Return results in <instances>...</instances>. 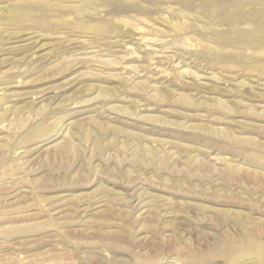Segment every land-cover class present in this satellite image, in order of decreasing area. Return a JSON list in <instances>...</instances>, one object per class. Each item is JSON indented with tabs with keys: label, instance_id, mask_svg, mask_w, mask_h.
Wrapping results in <instances>:
<instances>
[{
	"label": "rangeland",
	"instance_id": "1",
	"mask_svg": "<svg viewBox=\"0 0 264 264\" xmlns=\"http://www.w3.org/2000/svg\"><path fill=\"white\" fill-rule=\"evenodd\" d=\"M256 244L264 0H0V264H264Z\"/></svg>",
	"mask_w": 264,
	"mask_h": 264
},
{
	"label": "bare ground",
	"instance_id": "2",
	"mask_svg": "<svg viewBox=\"0 0 264 264\" xmlns=\"http://www.w3.org/2000/svg\"><path fill=\"white\" fill-rule=\"evenodd\" d=\"M124 0H117V3H119V2H123ZM30 8V7H29ZM24 9V8H23ZM26 9H28V7L26 8ZM19 10H21V9H19ZM31 10V9H30ZM34 10H35V8H34ZM40 9L38 8V11H39ZM22 12H24V14H21V15H19L18 17L19 18H17L15 21L16 22H19V21H22V20H24L25 18L23 17V16H28V12L26 13L25 11H22ZM45 12V11H44ZM43 12V13H44ZM48 12V11H47ZM42 13V14H43ZM40 15V14H39ZM45 16V15H44ZM15 17H16V15H15ZM14 17V18H15ZM33 17V16H32ZM42 17V16H41ZM45 18V17H44ZM48 19V20H47ZM47 19H36V22H44V23H46V24H48V23H50L49 21H51V18L48 16V18ZM42 26H44V25H42ZM48 25H46V27H47ZM80 26L81 27H83V28H85V29H87L88 31H91V32H95V31H98V29H99V26L98 25H96V24H88V23H80ZM102 27V26H101ZM90 32V33H91ZM43 98V97H42ZM248 253V252H247ZM251 253H253V255H255L256 257H258V256H260V255H264V246L263 245H261V244H256V245H253L252 246V248H251ZM250 255V254H249ZM263 258H264V256H262ZM259 258V257H258ZM261 258V257H260ZM264 263V262H263Z\"/></svg>",
	"mask_w": 264,
	"mask_h": 264
}]
</instances>
